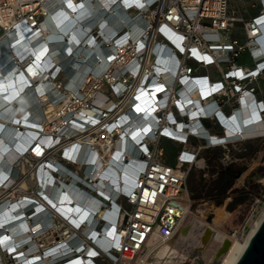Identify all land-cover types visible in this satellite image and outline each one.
Segmentation results:
<instances>
[{"label": "built area", "instance_id": "obj_1", "mask_svg": "<svg viewBox=\"0 0 264 264\" xmlns=\"http://www.w3.org/2000/svg\"><path fill=\"white\" fill-rule=\"evenodd\" d=\"M49 1L0 0V41L10 55L0 83L21 88L15 98L28 100L35 133L17 158L25 171L9 187L0 184V204L9 201L5 212L15 206L10 190L25 177L28 211L49 195L37 221V212L28 215L31 254L39 257L31 264H156L151 241L170 240L196 216L186 184L189 170L208 162L201 153L222 149L220 162H242L234 155L242 144L264 139L236 136L246 127L237 116L242 108L252 117L247 126L264 125V101L257 99L264 94V0L242 7L236 0H102L96 16L94 0H79L81 52L76 67L66 69L9 51L21 26L40 32ZM243 56L250 66L238 63ZM210 67L213 74L202 73ZM74 68L78 81L70 76ZM8 101L0 113L17 109ZM14 123L18 135L21 125ZM165 140L181 146L173 164L165 161ZM126 164L125 179L117 178L115 165ZM44 172L52 177L46 174V189ZM61 195L70 197L69 211L58 206ZM213 216L207 214L208 224ZM6 248L2 264H20ZM185 251L187 264L200 257L215 262Z\"/></svg>", "mask_w": 264, "mask_h": 264}, {"label": "bare ground", "instance_id": "obj_2", "mask_svg": "<svg viewBox=\"0 0 264 264\" xmlns=\"http://www.w3.org/2000/svg\"><path fill=\"white\" fill-rule=\"evenodd\" d=\"M94 1L96 5L90 4V11L92 12L91 14L95 15L98 12V5L103 2L102 0ZM69 4L72 6L69 7ZM83 5L84 4L80 3L79 0L49 1L43 9L44 15L40 23V32L35 33L33 29H29L24 25L21 26L19 30L20 33L12 39L9 46L11 56L13 58H21L25 53H28L32 59H42L47 66L55 62H60L58 63L59 67H63L64 69L67 68V65L71 66V62H74L75 66L77 58L80 57L79 53L81 52L76 45L79 42L80 32L78 23L82 19L81 9L79 8ZM7 51L8 49L4 41H0V75L5 77L8 76L7 67L10 64V55ZM41 53H43V55H41ZM37 57H39V59H37ZM90 68L91 67H88V69ZM70 71L71 79L75 81L80 80L81 74L76 68ZM8 84L7 82H5V84L0 83V94H5V97H7L6 99L9 101L14 99L12 104L15 103L17 109L11 107L9 108L12 109L10 114L8 113L9 110L5 113H0V184L6 187H9L14 182L13 180L20 172L23 173L25 171V168L17 158L27 148L25 140L35 137V133L30 130L34 127L32 124V118H34V116L29 115L28 111L31 106L28 100L24 95L15 98V96L18 95L17 90H21V88L11 89L12 84ZM7 100L0 96V106L6 105ZM17 112H20V114H27L31 119L29 120L27 118L28 120L22 121L19 119V115H16L18 118H15L14 115ZM89 114H91V111ZM237 116H239L242 122L244 121V125H246L242 130L237 131V137L264 135V125H258L257 127L254 125L247 126V122L252 118L248 109L242 108V110L237 112ZM14 122H18L19 126L21 125L18 135H16V127L13 126L15 124ZM6 167L11 169L10 175H7ZM118 168L120 171H118ZM128 168L129 164L118 167L115 165L114 171L118 176L117 178L124 180ZM46 174L48 176L50 173L44 172L41 179V186L45 189L48 188L49 181ZM50 178L52 177L50 176ZM242 179L243 178H241V180ZM28 190V178L19 179L17 184L11 188L10 191L13 192L9 196L10 198H15L12 201L17 200L14 204L15 206L9 210L7 209L8 212H5L6 208L9 207V201L0 204V241H2L0 243V248L7 247L6 250L10 253H17V259L21 260L20 264H31L39 258L37 257L38 254H31L35 252L36 247L31 237L32 230L30 221H32V219L36 221L41 217L40 210L43 209L44 205L49 206L48 203L50 200L49 195L44 196L48 202L41 200V205L37 206L35 210L28 211V206L30 204ZM18 191L22 194H20L19 198H16ZM49 194H51L54 199L57 197L55 191ZM24 196L26 197L25 199H23ZM61 196L58 199V206L69 211L71 206L65 204L70 200V197ZM51 203L55 204V201H50V204ZM33 211L38 214L32 216V219L28 221V215ZM214 216L210 225L205 222V213H202L201 217L194 216L193 219L191 218L192 220L189 225H183L178 233L170 240H152L150 243L152 248V260L156 264H181L187 260L188 255L185 250L190 246L201 252L206 263L220 257L221 261L219 264H234L243 251L248 239L259 225L262 218H264V204L258 203L256 208H254L240 239L235 236L230 238L222 230L223 224L230 222L231 218L230 215L225 213L223 208H217L214 212ZM36 228L37 227H34V230ZM38 232L39 231H36L34 234ZM214 232L215 235L213 234ZM98 244L101 243L99 242ZM43 262L45 264L49 263L47 259L43 260ZM88 264L92 263L89 262Z\"/></svg>", "mask_w": 264, "mask_h": 264}, {"label": "rangeland", "instance_id": "obj_3", "mask_svg": "<svg viewBox=\"0 0 264 264\" xmlns=\"http://www.w3.org/2000/svg\"><path fill=\"white\" fill-rule=\"evenodd\" d=\"M249 1L251 0L245 2L236 0L234 5L247 6ZM247 15V13L244 14L246 17ZM234 33L239 34V28H236ZM253 148H259L257 152L260 156L256 154L254 158L237 163H222L219 160L224 151L222 149L211 150L212 154H216V159L213 162H205L203 168L192 167L187 175L186 185L193 203L195 217H201L202 213H205L204 218H206L208 213L214 214L217 208H223L231 218L230 222L223 224L222 230L230 238L235 236L240 239L242 237L243 230L253 212L252 208H256L258 201L264 202V139L255 142ZM163 151L166 159H173L171 149L165 147ZM225 169L230 170L229 175H225L231 184V191H224L223 198L220 200L219 192L221 193L223 188L218 185V181L221 180L222 172ZM215 172H218V175L213 177ZM241 178L243 179L241 180ZM193 249L195 254L202 255L199 250ZM2 260L0 252V264ZM213 261H215L214 264H219L221 258ZM187 262L188 260L183 263L187 264ZM197 264H204L201 257L197 260Z\"/></svg>", "mask_w": 264, "mask_h": 264}, {"label": "crops", "instance_id": "obj_4", "mask_svg": "<svg viewBox=\"0 0 264 264\" xmlns=\"http://www.w3.org/2000/svg\"><path fill=\"white\" fill-rule=\"evenodd\" d=\"M234 35H237L234 33ZM238 63L240 65H242L243 67H248L250 66V61L248 59L247 56H243L239 61ZM214 72V69L213 68H207L206 70H203L202 73H209V74H213ZM262 85H264V83H262ZM258 100H262L264 101V94L262 95H258L257 97ZM224 113L225 114H228L230 112L229 109L225 108L224 110ZM205 126L208 125V121H204L203 122ZM258 140H249L247 142H245L244 144H242V148L244 149V151L242 152H236L234 153L235 156L241 158L242 160H246L248 158H254L255 155L258 153L257 151L259 150V148L257 149H254L253 148V145L255 142H257ZM162 147L163 149H165V147L169 148L172 150V154H173V159H166L165 158V161L168 163V164H173L174 161H175V157H176V154L177 152L180 150L181 146L178 145V144H175V143H172L170 141H163L162 143ZM201 157L205 158L208 160V162H213L215 159H216V154H212L210 151H203L201 153ZM230 169V168H229ZM224 170L222 173L223 175H221V180L218 181V185L220 186L221 185V188H223L225 190V192H230L231 191V184L230 182L227 180V176L225 174H228L230 170ZM229 175V174H228ZM38 220V219H37ZM36 220V221H37Z\"/></svg>", "mask_w": 264, "mask_h": 264}, {"label": "water", "instance_id": "obj_5", "mask_svg": "<svg viewBox=\"0 0 264 264\" xmlns=\"http://www.w3.org/2000/svg\"><path fill=\"white\" fill-rule=\"evenodd\" d=\"M234 264H264V218L248 239Z\"/></svg>", "mask_w": 264, "mask_h": 264}, {"label": "trees", "instance_id": "obj_6", "mask_svg": "<svg viewBox=\"0 0 264 264\" xmlns=\"http://www.w3.org/2000/svg\"><path fill=\"white\" fill-rule=\"evenodd\" d=\"M216 191V190H215ZM224 189L221 191V193L219 192V194H220V200H222V198H223V193H224Z\"/></svg>", "mask_w": 264, "mask_h": 264}, {"label": "snow or ice", "instance_id": "obj_7", "mask_svg": "<svg viewBox=\"0 0 264 264\" xmlns=\"http://www.w3.org/2000/svg\"><path fill=\"white\" fill-rule=\"evenodd\" d=\"M72 5L71 4H69V7H71ZM41 55H43V53H41ZM37 59H39V57H37ZM5 98H7V97H5Z\"/></svg>", "mask_w": 264, "mask_h": 264}]
</instances>
